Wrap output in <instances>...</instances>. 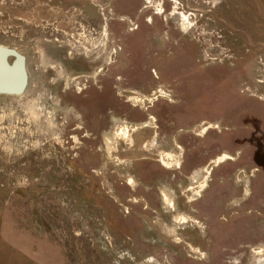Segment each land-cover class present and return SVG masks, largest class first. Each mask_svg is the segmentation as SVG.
Returning a JSON list of instances; mask_svg holds the SVG:
<instances>
[{"label":"rangeland","instance_id":"1","mask_svg":"<svg viewBox=\"0 0 264 264\" xmlns=\"http://www.w3.org/2000/svg\"><path fill=\"white\" fill-rule=\"evenodd\" d=\"M0 68V264L264 262V0H0Z\"/></svg>","mask_w":264,"mask_h":264},{"label":"bare ground","instance_id":"2","mask_svg":"<svg viewBox=\"0 0 264 264\" xmlns=\"http://www.w3.org/2000/svg\"><path fill=\"white\" fill-rule=\"evenodd\" d=\"M0 83H2L3 84V86H7V84H8V79H9V74H7L4 70H2L1 68H0ZM1 87V86H0ZM261 262H263V260L261 261ZM260 264H264V262L263 263H260Z\"/></svg>","mask_w":264,"mask_h":264},{"label":"flooded vegetation","instance_id":"3","mask_svg":"<svg viewBox=\"0 0 264 264\" xmlns=\"http://www.w3.org/2000/svg\"><path fill=\"white\" fill-rule=\"evenodd\" d=\"M207 213L210 215L211 214V210H207ZM209 222V221H208Z\"/></svg>","mask_w":264,"mask_h":264},{"label":"water","instance_id":"4","mask_svg":"<svg viewBox=\"0 0 264 264\" xmlns=\"http://www.w3.org/2000/svg\"><path fill=\"white\" fill-rule=\"evenodd\" d=\"M2 86V85H1ZM0 90H2V87H0Z\"/></svg>","mask_w":264,"mask_h":264}]
</instances>
